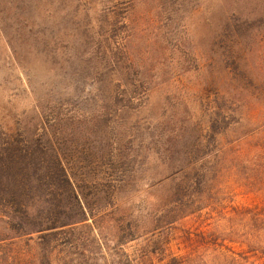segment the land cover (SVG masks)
<instances>
[{"label": "rangeland", "instance_id": "1", "mask_svg": "<svg viewBox=\"0 0 264 264\" xmlns=\"http://www.w3.org/2000/svg\"><path fill=\"white\" fill-rule=\"evenodd\" d=\"M263 87L264 0H0V176L42 216L38 196L67 195L61 159L89 216L52 237L54 264H117L128 218L168 207L192 164L231 197V141L262 123ZM7 223L0 240L37 252Z\"/></svg>", "mask_w": 264, "mask_h": 264}, {"label": "trees", "instance_id": "2", "mask_svg": "<svg viewBox=\"0 0 264 264\" xmlns=\"http://www.w3.org/2000/svg\"><path fill=\"white\" fill-rule=\"evenodd\" d=\"M235 98L231 99L232 113L247 103L241 93ZM262 100L264 103V95ZM252 119V116L248 119L231 116V128ZM211 131L214 135L219 133L216 123ZM218 169L213 170L206 162L192 164L185 169V178L176 183L168 207L158 209L148 222L136 224L128 218L121 245L136 242V246L132 254L124 252L117 264H264V116L257 127L231 141V197L218 186ZM50 172L52 183H57L67 195L51 192L38 196L48 205L42 216L32 215L30 197L15 192L14 183L0 176V213L8 219L10 230L19 237L38 236L37 252L32 254L29 250V254L22 252L20 242L0 240V264H54L49 246L55 233L88 221L85 204L61 159L56 158ZM23 182L20 180V184ZM237 190L257 197L259 202L236 204ZM227 199H231V205H225ZM187 222H193L194 229L186 228ZM174 245L178 252L174 251Z\"/></svg>", "mask_w": 264, "mask_h": 264}]
</instances>
